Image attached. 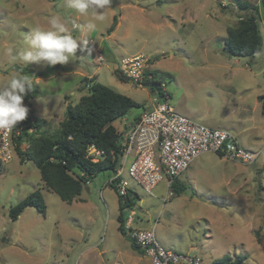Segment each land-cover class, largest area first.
Masks as SVG:
<instances>
[{
  "label": "rangeland",
  "instance_id": "rangeland-1",
  "mask_svg": "<svg viewBox=\"0 0 264 264\" xmlns=\"http://www.w3.org/2000/svg\"><path fill=\"white\" fill-rule=\"evenodd\" d=\"M245 1L260 3L111 0L107 18L100 22L68 9L65 0H0V86L17 73L32 77L37 90L32 105L41 121L37 136L60 131L67 107L88 94L85 79L149 108L150 88L119 82L114 74L122 60L141 56L149 60L148 70L164 85L177 112L237 135L245 148L258 154L251 165L203 154L175 179L180 187H172L171 196L167 179L154 190L155 197L134 185L138 195L133 210L143 220L138 228L155 231L166 250L199 257L203 264L238 256L246 257L244 264H264V116L258 100L264 96V47L241 59L223 50L228 29L243 15L237 3ZM55 14L82 42L76 56L66 65L11 64L7 50L27 47L30 29H47V18ZM260 15L264 38L261 9ZM115 16L118 25L109 34ZM88 22L97 27L82 35L76 26ZM102 56L105 60L99 63ZM17 68L44 74L35 78ZM141 110L133 109L125 118ZM118 127L119 134L127 128L121 121ZM28 147L23 145L24 150ZM113 175L100 173L78 200L67 203L42 188L33 161L22 162L16 153L11 162H0V264H137L139 255L118 230L119 197L106 185ZM38 190L46 215L29 207L12 220L11 208ZM140 264L152 263L144 258Z\"/></svg>",
  "mask_w": 264,
  "mask_h": 264
},
{
  "label": "trees",
  "instance_id": "trees-1",
  "mask_svg": "<svg viewBox=\"0 0 264 264\" xmlns=\"http://www.w3.org/2000/svg\"><path fill=\"white\" fill-rule=\"evenodd\" d=\"M237 6L243 15L239 16L236 26L228 29L223 50L232 58L253 57L261 53L264 47L260 27V9L264 13V0H260L259 5H252L245 1L238 2ZM117 25L118 17L115 16L108 33H112ZM28 70L17 68L20 72L33 73L32 70ZM33 74L35 78H38L44 73L34 72ZM114 74L117 80L123 83L129 82L119 76L117 71ZM85 80L86 85L83 90L88 89V94L83 96L75 107L72 105L67 107L66 119L57 134L37 136L41 121L35 116L32 105L37 93L34 88V91L24 98V104L29 109L28 117L15 128L16 132L20 131L19 135H13L16 153L22 162L33 161L40 171L42 188L55 192L62 201L67 203L78 200L84 186L100 173L107 171L116 173L121 164L123 147L121 134L118 133L114 124L124 119L133 109L145 110L143 105L110 87L95 82V79ZM159 85L157 78L153 81L146 80L144 83L145 87L150 88L152 96L157 94L164 96ZM258 100L263 103L264 116V96L258 97ZM25 143H29L26 150L23 149ZM91 147L104 152L103 159L96 163L92 162L91 157H88ZM173 187L178 190L180 186L175 181ZM118 197V230L130 241L134 251L144 255V252L129 238L125 229L128 211L132 210L136 204V197L131 194L127 197ZM29 207L36 208L43 216L46 215V205L39 190L11 208L10 218L17 220ZM245 261L244 256H238L235 261L225 257L215 261V264H244Z\"/></svg>",
  "mask_w": 264,
  "mask_h": 264
},
{
  "label": "built area",
  "instance_id": "built-area-1",
  "mask_svg": "<svg viewBox=\"0 0 264 264\" xmlns=\"http://www.w3.org/2000/svg\"><path fill=\"white\" fill-rule=\"evenodd\" d=\"M102 57L98 58L99 63L104 62ZM148 67L149 60L138 56L122 60L116 71L134 85L143 87L146 80L155 79ZM159 87L164 96H153L150 107L120 133L123 147L121 164L106 184L113 186L118 196L131 194L137 197L136 185L155 197L154 190L164 179H167L166 191L171 196L170 189L175 179L206 153H214L244 165L256 162L258 154L245 148L237 135L192 121L177 112L170 104L169 94L163 90L164 85L160 83ZM19 132L15 129L0 131L1 163L7 164L13 160L16 154L13 135H19ZM88 157L96 163L103 159L104 152L91 147ZM137 220L135 210H129L125 229L152 264H203L199 257L166 250L157 240L155 231L139 229Z\"/></svg>",
  "mask_w": 264,
  "mask_h": 264
},
{
  "label": "clouds",
  "instance_id": "clouds-1",
  "mask_svg": "<svg viewBox=\"0 0 264 264\" xmlns=\"http://www.w3.org/2000/svg\"><path fill=\"white\" fill-rule=\"evenodd\" d=\"M110 5L111 0H65L68 9L100 22L107 18ZM47 22V29L39 25L30 29L27 47L19 51L7 50L11 64L66 65L76 56L82 42L69 34L64 18L55 14L49 16ZM76 27L83 35L94 31L97 24L88 22ZM33 91L34 80L30 75L22 73L12 75L0 86V131L10 132L27 119L29 109L24 105V98Z\"/></svg>",
  "mask_w": 264,
  "mask_h": 264
},
{
  "label": "crops",
  "instance_id": "crops-1",
  "mask_svg": "<svg viewBox=\"0 0 264 264\" xmlns=\"http://www.w3.org/2000/svg\"><path fill=\"white\" fill-rule=\"evenodd\" d=\"M117 79V78H116ZM119 81V80H118ZM120 82V81H119ZM150 107V106H149ZM142 111L143 110H141L137 115H134V116H132V118L131 119H127V118H124V119H122V120H119V121H117V122H115V127H116V129L118 130V131H120L119 130V127H118V122H120L121 121V123H122V126L124 127V128H126V127H128L129 125H131V124H133L139 117H140V115H141V113H142ZM123 124H125V125H123ZM121 131H122V129H121ZM136 194L138 195V192L136 191ZM119 213V212H118ZM137 222H138V225H140V224H142L143 223V220L142 219H138L137 220ZM131 246V245H130ZM133 250V249H132ZM134 251V250H133ZM104 252V251H103ZM134 252H136V251H134ZM138 255H139V257H138V259L137 260H139V262L137 261V264H140L141 262H143V259L144 258H146V259H148L145 255H143V254H140V253H138V252H136ZM149 260V259H148Z\"/></svg>",
  "mask_w": 264,
  "mask_h": 264
}]
</instances>
